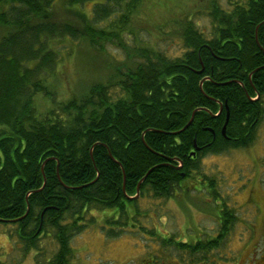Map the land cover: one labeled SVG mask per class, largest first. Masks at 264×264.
<instances>
[{"label": "trees", "instance_id": "16d2710c", "mask_svg": "<svg viewBox=\"0 0 264 264\" xmlns=\"http://www.w3.org/2000/svg\"><path fill=\"white\" fill-rule=\"evenodd\" d=\"M88 1L90 12L82 9ZM148 1L0 0V226L11 225L26 254L40 251L46 237L56 241L52 257L35 264H70L72 238L96 219L90 211L115 210L119 217L105 221L118 228L107 233L121 236L128 214L140 215L139 197L171 200L194 175L213 187L202 159L256 139L264 118V0H210L211 30L196 20L202 4L176 11L158 33L141 26ZM79 39L102 52L113 45L125 57L83 92L67 87L70 94L59 95L57 44ZM220 214L221 231L211 237H160L155 264H169L174 248L185 254L174 264H218L235 221L227 206Z\"/></svg>", "mask_w": 264, "mask_h": 264}, {"label": "rangeland", "instance_id": "374dc122", "mask_svg": "<svg viewBox=\"0 0 264 264\" xmlns=\"http://www.w3.org/2000/svg\"><path fill=\"white\" fill-rule=\"evenodd\" d=\"M218 1L223 5L228 3V0ZM209 3L210 0H149L139 10L143 17L141 26L147 24L148 29L156 33L158 26L176 11L199 9L202 4L207 9ZM92 7L93 2L88 1L82 9L90 12ZM206 9H203V16L197 12L195 15L199 26L209 31L212 23L206 12L209 9ZM165 44L162 42L163 46ZM57 45L62 60L59 70L64 79L63 83H59V89H62L58 92L66 97L72 89L75 93L83 92L89 80L108 76L117 60L119 62L125 57L123 51L113 45H108L102 52L91 47L84 39ZM173 51L178 53V46H174ZM42 99V95L36 96L39 108ZM256 135L249 147L231 148L202 159V171L211 176L213 187L201 175H194L184 181L189 189L177 190L178 193L171 200L152 197L151 194L139 197L140 215L136 209L131 215L128 214L126 232L121 236L107 233L118 228L109 226L105 221L106 216L112 215L113 219L119 217L114 214L115 210L90 211L96 219L72 238L74 254L70 264H144L149 262L148 259L155 264L157 258L154 259V255L164 248L158 241L160 237L173 234L177 241L195 242L204 236L211 237L209 234H218L223 222L220 214L223 205L232 209L235 221L222 243L223 254L217 263L264 264V118ZM213 191L218 194L214 196ZM127 208L129 212L131 207ZM137 218L143 225L155 229L158 234L155 240L146 232L138 231ZM11 228L9 224L0 226V264H35V258L44 262L58 248L52 237H46L40 242V251L33 250L26 254L18 236H10ZM171 250L169 264H174L177 257H185L175 248ZM196 262L201 264L198 261L192 263Z\"/></svg>", "mask_w": 264, "mask_h": 264}, {"label": "water", "instance_id": "95a60500", "mask_svg": "<svg viewBox=\"0 0 264 264\" xmlns=\"http://www.w3.org/2000/svg\"><path fill=\"white\" fill-rule=\"evenodd\" d=\"M193 119H194V114H193L191 120L186 124V126H185L183 129L187 128V127L192 123ZM183 129H182V130H183ZM225 131H226V125H225L224 128H223V132H224V133H225ZM139 188H140V187L138 186V192H137V194H136L135 197H138V195H139Z\"/></svg>", "mask_w": 264, "mask_h": 264}, {"label": "flooded vegetation", "instance_id": "af4514ba", "mask_svg": "<svg viewBox=\"0 0 264 264\" xmlns=\"http://www.w3.org/2000/svg\"><path fill=\"white\" fill-rule=\"evenodd\" d=\"M188 178H192V177H187L186 179H188ZM185 179V180H186ZM263 258H264V256H263ZM254 260V259H253ZM228 264H231V262H227ZM255 264H256V262H254ZM201 264H203V261L201 262Z\"/></svg>", "mask_w": 264, "mask_h": 264}, {"label": "bare ground", "instance_id": "6f19581e", "mask_svg": "<svg viewBox=\"0 0 264 264\" xmlns=\"http://www.w3.org/2000/svg\"><path fill=\"white\" fill-rule=\"evenodd\" d=\"M228 111V110H227ZM215 115V114H214ZM140 185H141V183H140ZM138 188V187H137Z\"/></svg>", "mask_w": 264, "mask_h": 264}]
</instances>
